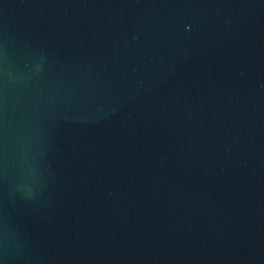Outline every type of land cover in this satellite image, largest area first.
<instances>
[{
    "label": "water",
    "instance_id": "95a60500",
    "mask_svg": "<svg viewBox=\"0 0 264 264\" xmlns=\"http://www.w3.org/2000/svg\"><path fill=\"white\" fill-rule=\"evenodd\" d=\"M0 264H264V0H0Z\"/></svg>",
    "mask_w": 264,
    "mask_h": 264
}]
</instances>
